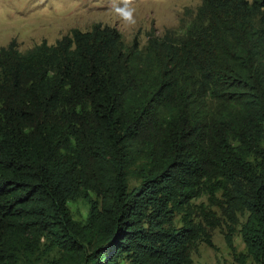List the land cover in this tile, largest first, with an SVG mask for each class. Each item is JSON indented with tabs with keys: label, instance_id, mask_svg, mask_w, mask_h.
Listing matches in <instances>:
<instances>
[{
	"label": "trees",
	"instance_id": "obj_1",
	"mask_svg": "<svg viewBox=\"0 0 264 264\" xmlns=\"http://www.w3.org/2000/svg\"><path fill=\"white\" fill-rule=\"evenodd\" d=\"M168 34L0 48V264H193L221 224L204 195L264 264V0H203Z\"/></svg>",
	"mask_w": 264,
	"mask_h": 264
},
{
	"label": "rangeland",
	"instance_id": "obj_2",
	"mask_svg": "<svg viewBox=\"0 0 264 264\" xmlns=\"http://www.w3.org/2000/svg\"><path fill=\"white\" fill-rule=\"evenodd\" d=\"M203 0H0V48L16 42L20 52L26 53L37 45L47 42L56 45L74 30L88 32L96 25L110 26L120 31L125 45L138 39L143 48L150 34L165 36L167 33L182 35L194 18ZM131 10L132 21L126 22L123 13ZM168 34V35H170ZM139 183L132 181L133 186ZM198 213L205 209L209 219L213 216L221 222L214 229L206 228L211 234L214 247L208 246L204 238L192 244L193 264H259L248 258L247 246L241 233V223L247 218L238 213L239 224L231 234L233 226L225 208L211 204L206 195L193 202ZM73 218L82 222L87 219L88 203L82 198L70 203ZM197 220H201L197 215ZM214 222L215 219H212ZM211 220V221H212ZM181 225V216L176 217ZM208 220H204L208 224ZM204 227V226H203ZM229 237V238H228ZM54 252L49 259H58ZM49 261V260H48ZM48 261L41 264H46ZM121 264H126L121 262Z\"/></svg>",
	"mask_w": 264,
	"mask_h": 264
},
{
	"label": "clouds",
	"instance_id": "obj_3",
	"mask_svg": "<svg viewBox=\"0 0 264 264\" xmlns=\"http://www.w3.org/2000/svg\"><path fill=\"white\" fill-rule=\"evenodd\" d=\"M132 16H133V13L131 10H128L126 12L123 13V19L126 21V22H131L132 21Z\"/></svg>",
	"mask_w": 264,
	"mask_h": 264
}]
</instances>
